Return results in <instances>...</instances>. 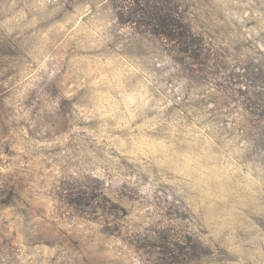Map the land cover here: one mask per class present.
<instances>
[{"label":"rangeland","instance_id":"374dc122","mask_svg":"<svg viewBox=\"0 0 264 264\" xmlns=\"http://www.w3.org/2000/svg\"><path fill=\"white\" fill-rule=\"evenodd\" d=\"M171 2L0 0V264H264V0Z\"/></svg>","mask_w":264,"mask_h":264},{"label":"trees","instance_id":"16d2710c","mask_svg":"<svg viewBox=\"0 0 264 264\" xmlns=\"http://www.w3.org/2000/svg\"><path fill=\"white\" fill-rule=\"evenodd\" d=\"M131 9L132 21L143 25L152 34L174 42L180 51L188 53V57L199 59L201 50L197 49L198 38L191 28L185 24L183 17L171 0H127ZM193 48V50H192Z\"/></svg>","mask_w":264,"mask_h":264}]
</instances>
